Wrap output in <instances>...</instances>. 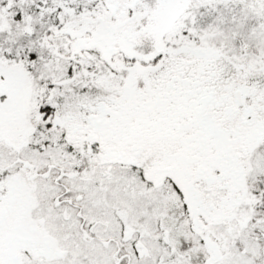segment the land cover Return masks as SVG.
Masks as SVG:
<instances>
[{
    "label": "snow or ice",
    "instance_id": "obj_1",
    "mask_svg": "<svg viewBox=\"0 0 264 264\" xmlns=\"http://www.w3.org/2000/svg\"><path fill=\"white\" fill-rule=\"evenodd\" d=\"M0 264H264V0H0Z\"/></svg>",
    "mask_w": 264,
    "mask_h": 264
}]
</instances>
